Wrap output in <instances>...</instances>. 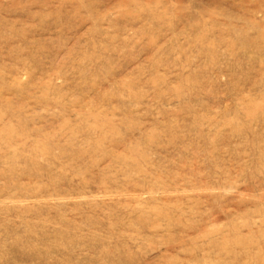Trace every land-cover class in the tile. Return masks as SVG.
I'll list each match as a JSON object with an SVG mask.
<instances>
[{
    "label": "rangeland",
    "instance_id": "1",
    "mask_svg": "<svg viewBox=\"0 0 264 264\" xmlns=\"http://www.w3.org/2000/svg\"><path fill=\"white\" fill-rule=\"evenodd\" d=\"M0 264H264V0H0Z\"/></svg>",
    "mask_w": 264,
    "mask_h": 264
}]
</instances>
